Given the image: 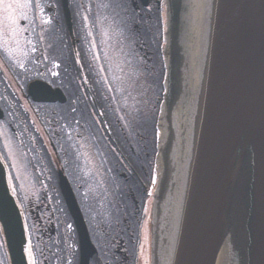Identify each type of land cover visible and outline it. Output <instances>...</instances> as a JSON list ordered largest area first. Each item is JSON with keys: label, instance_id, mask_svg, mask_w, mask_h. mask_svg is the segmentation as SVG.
Masks as SVG:
<instances>
[{"label": "flooded vegetation", "instance_id": "1", "mask_svg": "<svg viewBox=\"0 0 264 264\" xmlns=\"http://www.w3.org/2000/svg\"><path fill=\"white\" fill-rule=\"evenodd\" d=\"M164 1L67 0L68 18L63 0H30L12 13L3 5L18 0H0V125L26 156L29 179H18L1 138L0 158L27 264H150ZM33 83L62 97L44 86L29 95ZM0 264H11L1 224Z\"/></svg>", "mask_w": 264, "mask_h": 264}, {"label": "water", "instance_id": "2", "mask_svg": "<svg viewBox=\"0 0 264 264\" xmlns=\"http://www.w3.org/2000/svg\"><path fill=\"white\" fill-rule=\"evenodd\" d=\"M165 27L150 264H264V0H165ZM39 86L62 97L29 95ZM0 222L11 263L27 264L1 161Z\"/></svg>", "mask_w": 264, "mask_h": 264}, {"label": "rangeland", "instance_id": "3", "mask_svg": "<svg viewBox=\"0 0 264 264\" xmlns=\"http://www.w3.org/2000/svg\"><path fill=\"white\" fill-rule=\"evenodd\" d=\"M8 3V2H7ZM7 25H9V23H6ZM11 41H7L5 43L6 44H9ZM5 125L2 124L0 125V138H1V141H2V145H4L6 147V149L8 150L9 152V155L12 159V164H13V169L14 171L16 170V175H17V172L19 171L21 173V175L19 176V180L23 182L27 181L29 179L28 177V174H26V166L24 167L25 165V160L27 159L26 156H24L19 149L16 148L13 140L11 139L10 135L8 134V132L6 131ZM16 148V149H15ZM12 151H15V154L12 152ZM18 155V156H17ZM16 159H19V164H17V161Z\"/></svg>", "mask_w": 264, "mask_h": 264}, {"label": "snow or ice", "instance_id": "4", "mask_svg": "<svg viewBox=\"0 0 264 264\" xmlns=\"http://www.w3.org/2000/svg\"><path fill=\"white\" fill-rule=\"evenodd\" d=\"M29 5H30V0H22V2H21V0H18L17 4L15 6L12 3L5 2L3 7H4L5 12L12 13V12H14V8H25V7H28ZM23 18L27 19L26 16H23ZM7 19L11 24H15L17 18L14 15L10 14L7 17Z\"/></svg>", "mask_w": 264, "mask_h": 264}, {"label": "trees", "instance_id": "5", "mask_svg": "<svg viewBox=\"0 0 264 264\" xmlns=\"http://www.w3.org/2000/svg\"><path fill=\"white\" fill-rule=\"evenodd\" d=\"M18 73H15V76L17 77ZM21 76H18L17 78H20ZM21 112V111H20ZM19 117V116H18Z\"/></svg>", "mask_w": 264, "mask_h": 264}]
</instances>
